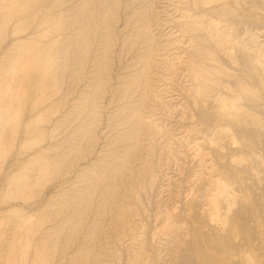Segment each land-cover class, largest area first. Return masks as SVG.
I'll return each instance as SVG.
<instances>
[{
	"label": "rangeland",
	"instance_id": "374dc122",
	"mask_svg": "<svg viewBox=\"0 0 264 264\" xmlns=\"http://www.w3.org/2000/svg\"><path fill=\"white\" fill-rule=\"evenodd\" d=\"M0 96V264H264V0H0Z\"/></svg>",
	"mask_w": 264,
	"mask_h": 264
},
{
	"label": "bare ground",
	"instance_id": "6f19581e",
	"mask_svg": "<svg viewBox=\"0 0 264 264\" xmlns=\"http://www.w3.org/2000/svg\"><path fill=\"white\" fill-rule=\"evenodd\" d=\"M9 94V93H8ZM12 94H10L9 96H7V99H5L6 100V103H8L9 104V101H11V99H12V96H11ZM1 97V96H0ZM3 97V96H2ZM17 98V97H16ZM1 101V100H0ZM4 101V100H3ZM2 101V102H3ZM5 102V101H4ZM5 104V103H4ZM7 104V105H8ZM6 105V104H5ZM7 114V113H6ZM6 114L4 113V115H5V119L7 118V116H6ZM4 119V118H3ZM5 119H4V121H5ZM3 121V120H2ZM6 122H8V121H6ZM3 123V122H2ZM1 124V123H0ZM4 125V124H3ZM246 155V154H245ZM217 198V197H216ZM216 201V200H215ZM213 202V201H212ZM216 206V205H215ZM213 216V215H212ZM240 251V250H239Z\"/></svg>",
	"mask_w": 264,
	"mask_h": 264
}]
</instances>
